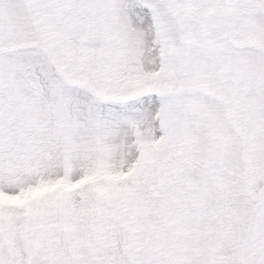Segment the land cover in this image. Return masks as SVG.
I'll use <instances>...</instances> for the list:
<instances>
[{
    "label": "snow or ice",
    "instance_id": "snow-or-ice-1",
    "mask_svg": "<svg viewBox=\"0 0 264 264\" xmlns=\"http://www.w3.org/2000/svg\"><path fill=\"white\" fill-rule=\"evenodd\" d=\"M0 264H264V0H0Z\"/></svg>",
    "mask_w": 264,
    "mask_h": 264
}]
</instances>
